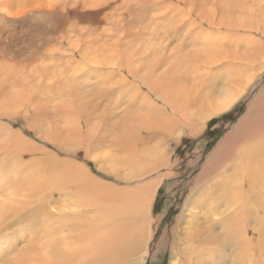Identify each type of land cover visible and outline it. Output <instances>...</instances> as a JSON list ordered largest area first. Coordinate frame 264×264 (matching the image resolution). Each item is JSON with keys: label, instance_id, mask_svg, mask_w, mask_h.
<instances>
[{"label": "bare ground", "instance_id": "1", "mask_svg": "<svg viewBox=\"0 0 264 264\" xmlns=\"http://www.w3.org/2000/svg\"><path fill=\"white\" fill-rule=\"evenodd\" d=\"M262 74L264 0H0V115L71 156L0 123V264H142L158 188L186 164L172 142ZM218 144L173 264H264V88Z\"/></svg>", "mask_w": 264, "mask_h": 264}, {"label": "rangeland", "instance_id": "2", "mask_svg": "<svg viewBox=\"0 0 264 264\" xmlns=\"http://www.w3.org/2000/svg\"><path fill=\"white\" fill-rule=\"evenodd\" d=\"M262 75L261 80L256 84L251 94L244 96L239 104L232 110L227 111L224 114L222 113L210 121L208 126L209 129L206 130L207 132H205L202 137H192L186 133L182 137V143L178 144L177 142H172V147L180 153L182 160H185L186 164L177 170L178 173L176 176L164 179L158 188L153 206V214L160 217V221L149 240L146 257L144 258L142 264L174 263L176 258L174 256L172 257L171 254L173 240L171 230L177 224L178 216L183 210L184 203L189 197L192 187L197 184L199 177L198 174L200 175L202 168L206 163V159L208 160L212 152H214L219 146L218 143H221L224 140V137L233 129L234 126H236V124H238L241 117L246 113V111H248L249 104L256 92L264 88V74ZM31 110L32 112H35L32 107ZM0 123L20 129L21 132H23L30 140L47 148L49 151L54 152L61 158H71L67 150L64 151L53 142L51 143V141L41 138L35 131L25 127L26 125L21 119L14 120L0 115ZM77 157L79 161L85 162L81 156L77 155ZM31 158H33V156H30L29 159L26 156L25 160H32ZM87 164L97 176L105 178L110 182H120L119 184H124V182L116 176L107 175L98 170L93 162L90 161ZM162 237H165V241L159 247ZM6 252L8 253V251H5V253L0 252V260L2 259L3 262L6 258L4 257L5 254L7 255ZM256 262L258 263L260 261L256 260ZM249 264H254V262L251 260V263ZM260 264L262 263L260 262Z\"/></svg>", "mask_w": 264, "mask_h": 264}, {"label": "snow or ice", "instance_id": "3", "mask_svg": "<svg viewBox=\"0 0 264 264\" xmlns=\"http://www.w3.org/2000/svg\"><path fill=\"white\" fill-rule=\"evenodd\" d=\"M0 246H3V241L2 240H0Z\"/></svg>", "mask_w": 264, "mask_h": 264}]
</instances>
